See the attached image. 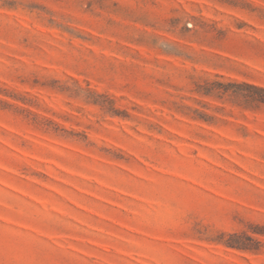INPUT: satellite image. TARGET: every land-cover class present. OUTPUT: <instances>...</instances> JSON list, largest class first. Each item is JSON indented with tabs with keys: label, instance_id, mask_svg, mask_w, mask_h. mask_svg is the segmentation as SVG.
<instances>
[{
	"label": "rangeland",
	"instance_id": "obj_1",
	"mask_svg": "<svg viewBox=\"0 0 264 264\" xmlns=\"http://www.w3.org/2000/svg\"><path fill=\"white\" fill-rule=\"evenodd\" d=\"M264 0H0V264H264Z\"/></svg>",
	"mask_w": 264,
	"mask_h": 264
},
{
	"label": "trees",
	"instance_id": "obj_2",
	"mask_svg": "<svg viewBox=\"0 0 264 264\" xmlns=\"http://www.w3.org/2000/svg\"><path fill=\"white\" fill-rule=\"evenodd\" d=\"M252 88L264 91V88H260V87H257V86H252ZM262 101H264V100H262Z\"/></svg>",
	"mask_w": 264,
	"mask_h": 264
}]
</instances>
